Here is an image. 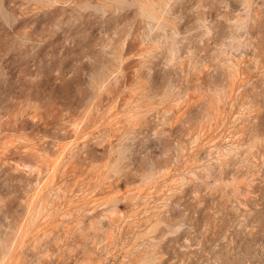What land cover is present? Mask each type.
Listing matches in <instances>:
<instances>
[{"label":"rangeland","instance_id":"374dc122","mask_svg":"<svg viewBox=\"0 0 264 264\" xmlns=\"http://www.w3.org/2000/svg\"><path fill=\"white\" fill-rule=\"evenodd\" d=\"M0 264H264V0H0Z\"/></svg>","mask_w":264,"mask_h":264}]
</instances>
